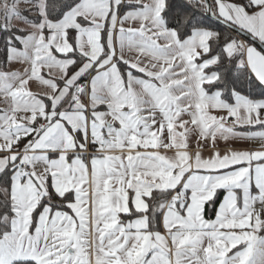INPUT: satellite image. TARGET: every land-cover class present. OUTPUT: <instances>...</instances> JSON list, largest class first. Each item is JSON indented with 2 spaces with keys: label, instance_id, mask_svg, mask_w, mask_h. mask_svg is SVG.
I'll return each instance as SVG.
<instances>
[{
  "label": "snow or ice",
  "instance_id": "1",
  "mask_svg": "<svg viewBox=\"0 0 264 264\" xmlns=\"http://www.w3.org/2000/svg\"><path fill=\"white\" fill-rule=\"evenodd\" d=\"M0 264H264V0H0Z\"/></svg>",
  "mask_w": 264,
  "mask_h": 264
},
{
  "label": "crops",
  "instance_id": "2",
  "mask_svg": "<svg viewBox=\"0 0 264 264\" xmlns=\"http://www.w3.org/2000/svg\"><path fill=\"white\" fill-rule=\"evenodd\" d=\"M258 145H259V141H251V142L244 144L243 146L244 147H249V146L256 147ZM221 146L223 147V144Z\"/></svg>",
  "mask_w": 264,
  "mask_h": 264
}]
</instances>
